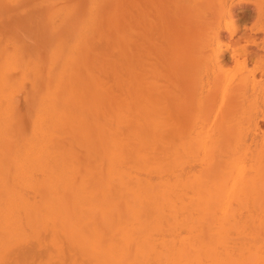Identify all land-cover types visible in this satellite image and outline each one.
Returning <instances> with one entry per match:
<instances>
[{"label":"rangeland","instance_id":"374dc122","mask_svg":"<svg viewBox=\"0 0 264 264\" xmlns=\"http://www.w3.org/2000/svg\"><path fill=\"white\" fill-rule=\"evenodd\" d=\"M229 21L237 28L233 36L225 28ZM254 26L264 28V4L260 0H0V73L4 75L0 74V104L3 108L14 104L12 109L8 106L13 113L4 111L8 114L10 130L6 125L7 135L0 136V264H134L131 247L115 258L119 246H107L110 233L117 224L131 217L132 210L139 214L142 211V217L137 219L145 222V231L153 235L149 237L150 248L160 255L163 205L170 199L164 195L161 183L167 162L171 165L170 173L190 167L196 181L199 177L206 184H223L217 191L223 188L222 192L229 193L201 206L204 216L194 215L188 206L183 220L176 206L170 204L168 224L196 229L199 237L195 246H241L230 264H244L249 256H255L257 261L263 259L264 199L259 200L258 206L252 196L239 200L232 197L245 182L257 185L264 182V119H257L254 130L261 91L248 90L235 104L229 97L242 81L264 83V70H261L264 31L251 32ZM217 37L220 45H234L236 54L246 46L254 58L245 66L232 59L216 65L213 58ZM248 39L258 45L248 44ZM228 57L230 50L224 51L222 58ZM180 65L184 74L178 70ZM180 79L186 80L185 83ZM9 85L15 88L12 89L15 94L11 92L12 101L7 97L12 88ZM47 85H51V92L54 90L61 121L53 128L49 125L51 130L46 127L50 135L47 142L52 144L47 145L43 160V154L38 157L26 153L22 143L24 135L29 137L40 131L31 128V122L39 111ZM181 89L184 94L192 91L194 95H204V103L210 101L212 94L220 115L215 109L204 118L199 112L200 101L190 97L195 111L182 123L184 120L179 115L184 106L181 107L182 99H177ZM137 97L144 98L141 100L145 106L144 122L132 115ZM8 100L11 102L7 104ZM139 102L140 108L143 105ZM231 107L235 108L234 112L224 116ZM178 124L184 126L182 134H178ZM192 126L200 128L201 133L191 140L188 131ZM167 128L169 134L177 129L178 135H169ZM172 149L183 152L180 159L164 156L165 151ZM188 150L194 154L189 155ZM18 154L23 162L26 159L25 163L18 159ZM48 156L54 164L46 160ZM17 161L22 163L19 165ZM38 161L40 166L36 165ZM46 161L54 166L50 168L47 164V167ZM57 165L61 168H56ZM24 166L27 171L22 169ZM115 172L123 176L130 191L138 188L137 197L128 198L126 193L117 200L111 196L119 186ZM25 174L28 178L22 179ZM8 198L12 215L6 213ZM127 201L134 204L133 209L126 207ZM139 204L146 208H139ZM37 206H41L43 213ZM134 222H131L133 230H137ZM185 244L194 245L192 241L180 240V245ZM227 261L225 255L210 257V264H227ZM144 262L149 264L146 258Z\"/></svg>","mask_w":264,"mask_h":264},{"label":"bare ground","instance_id":"6f19581e","mask_svg":"<svg viewBox=\"0 0 264 264\" xmlns=\"http://www.w3.org/2000/svg\"><path fill=\"white\" fill-rule=\"evenodd\" d=\"M29 1V0H28ZM157 1V0H156ZM164 3V2H163ZM163 3H159V5H161V4H163ZM156 4H157V2H156ZM135 6V5H134ZM132 8V7H131ZM138 8H140V7H138ZM135 9V8H134ZM228 9V11H230V8H227ZM226 9V10H227ZM136 10V9H135ZM140 10V9H139ZM136 12L137 11H135L134 13L136 14ZM139 13H141V12H138V14ZM228 14V13H227ZM137 16V15H136ZM230 16H231V14H230ZM233 23V22H232ZM232 23H230V21H229V23L226 25V30L229 32V34H230V36H233V35H235V32H236V27L234 26V24H232ZM250 31L251 32H260V31H264V28H262L261 26H254V27H251L250 28ZM217 32V31H216ZM133 34V33H132ZM220 34V33H219ZM217 36H218V34H217ZM220 38L219 37H217V50H216V52L214 53L215 55H214V57L215 58H213L214 60H215V63H216V65H217V63L219 64V62H221V61H225L226 63H228V62H230L231 61V59H232V61H235V63H241L242 65H246V63L249 61V60H251V59H253L254 58V54L253 53H250V52H248L247 51V49H246V46H242V48L240 49V51L242 50V52L240 53V51L238 52L239 54H236V52H235V47H234V45H231V44H229V43H227V44H222V45H220V41H218ZM133 40V39H132ZM247 42H249L248 44H254V45H258L257 44V42H255V40H246ZM215 44V45H216ZM131 46H133V45H131ZM224 46V47H223ZM201 47H203V46H201ZM216 47V46H215ZM263 48V47H262ZM238 49V48H237ZM227 50H230V57H228V59H225V58H222L223 57V53H224V51H227ZM136 51V50H135ZM237 51V50H236ZM239 57H242V61L241 62H239L238 61V59H239ZM204 58V57H203ZM202 58V59H203ZM208 58V57H207ZM260 57H258V59H259ZM210 59V58H209ZM261 59V58H260ZM208 60V59H207ZM212 60V59H211ZM262 60V64H264V58H262L261 59ZM209 61V60H208ZM213 61V60H212ZM211 61V62H212ZM191 62V61H190ZM192 62H194V61H192ZM214 62V61H213ZM259 62H260V60H259ZM210 63V62H209ZM214 63V64H215ZM137 63H135V65H136ZM184 64H186V62H184ZM193 64V63H192ZM240 64V65H241ZM138 65V64H137ZM210 65V64H209ZM221 66V65H220ZM219 66V67H220ZM262 66H264V65H262ZM175 67V66H174ZM182 67V65H180L179 66V69L178 70H180V68ZM184 67H185V69L186 70H189V68L187 69V67H186V65H184ZM213 67H215V66H213ZM183 68V67H182ZM221 68V67H220ZM258 68V67H257ZM261 68V67H260ZM177 69H175V71L177 70ZM191 69V68H190ZM261 70H264V67H262L261 68ZM144 71V70H143ZM181 71V70H180ZM214 71V70H213ZM178 72V71H177ZM176 72V73H177ZM182 72V71H181ZM184 72L185 71H183L182 73L184 74ZM193 72V71H192ZM2 73H4V72H2ZM181 73V74H182ZM187 73V72H186ZM185 73V74H186ZM1 74V73H0ZM180 74V75H181ZM190 74V71H189V73H187V75H189ZM214 74V73H213ZM2 75V74H1ZM178 75H179V73H178ZM179 75V76H180ZM190 75H192V74H190ZM190 75H189V78H190ZM172 76V75H171ZM171 76H169L170 78H171ZM2 77H4V75H2ZM135 77H136V74H135ZM135 77L133 76V78L135 79ZM145 77V76H144ZM173 77L174 76H172V78L171 79H173ZM139 78V77H138ZM142 78V77H141ZM181 78H185L183 75L181 76ZM188 78V77H187ZM188 78V79H189ZM253 78V77H252ZM144 79V78H143ZM186 79V78H185ZM254 79V78H253ZM141 80V79H140ZM175 80H176V77H175ZM181 80V79H180ZM263 80H264V78H263ZM184 81H186V80H184ZM183 81V79L181 80V82H184ZM261 81V80H260ZM258 82V81H254V80H251V81H242L241 83H239L234 89H232L231 90V92H230V100H232V104H235L237 101H239V99H241L242 98V96H244L245 95V93H247V91L248 90H254V89H256V88H259V90L261 91V94H262V98H261V102H260V106H259V112H258V114H256V116H255V118H254V130H255V128L257 127V124H258V122H257V119L258 118H261V119H264V83H262L261 84V82ZM0 82H1V80H0ZM144 82V81H143ZM142 82V83H143ZM177 82H179V79H177ZM185 83V82H184ZM144 84H146L145 82H144ZM179 84V83H178ZM58 84H56V86H57ZM134 85V84H133ZM132 85V86H133ZM2 86H4V85H2ZM10 86V85H9ZM51 85H47L46 87H45V91H44V95H45V97L44 98H42L41 99V105L39 106V111L37 112V109L35 110V112H37L36 113V115H34L35 117V119L33 118L32 120H34V121H32L31 122V124H32V127L31 128H33V127H37L38 129V131H39V133H37V134H33V135H31L30 136V134L28 135L29 137H27V135H24V136H26V138L24 137V141L23 140H21V141H23V145L24 146H22L23 148H24V150L25 151H27L26 153H29L30 155L31 154H33V153H35V154H38L39 156L38 157H42V155L41 154H43L44 156H43V160H45L44 159V157L46 156L45 155V153L46 152H48V146L47 145H51L52 143H51V141H49V142H47V139H49V137H48V135H49V133H46L47 132V128L46 127H48L49 128V125L53 128V127H55L56 125L58 126L59 124H60V121H61V119L59 118V115L61 114V113H59L58 115H57V110H58V108H57V102H56V96H54V94H53V91L51 92V87H50ZM135 86V85H134ZM133 86V87H134ZM8 87V86H7ZM10 87H12V86H10ZM139 87H141V86H139ZM3 88V87H2ZM5 88V87H4ZM57 88H58V86H57ZM143 88V87H142ZM179 88V87H178ZM11 89V90H10ZM9 90H8V96L7 97H9L10 96V99H11V97H12V95H11V92H12V94H15V92L13 93V91H12V89L14 90L15 88H10ZM1 90V89H0ZM133 90V89H132ZM142 91H143V93H145V91H144V89H141ZM177 90H179V89H176V91ZM185 90V89H184ZM188 90V89H187ZM6 91V90H5ZM9 91H10V94H9ZM139 91V90H138ZM137 91V92H138ZM181 91H182V89H181ZM179 91V94L177 93V99L179 98V99H182V105H181V107H183L184 106V108H183V111H181L180 109V111L182 112H180L181 114L179 115L180 117H181V119L182 120H184L182 123H186L187 121H188V119H189V117H190V115H192L193 113H194V109H193V105L192 104H190L191 102H189V100H188V98L190 99V97H195V100L197 101V100H199L200 101V105H199V112H201L202 114H203V116H204V118L205 117H208L211 113H213V112H215V102H213V97H212V94H210L209 95V97H210V101L208 102V103H204V100H205V96L204 95H199V94H196V95H194L193 93H192V91H190L189 93H185L184 94V91ZM136 92V93H137ZM140 92V91H139ZM178 92V91H177ZM4 93V92H3ZM7 92H5V94H6ZM142 93V94H143ZM132 94H134L133 92H132ZM139 94V93H138ZM140 94H141V92H140ZM141 94V96H143ZM146 94V93H145ZM1 95V94H0ZM3 95V94H2ZM4 96H6V95H4ZM135 96H137V95H135ZM6 97V99H9V98H7ZM132 97H133V95H132ZM144 97V96H143ZM141 98V99H139L138 97H137V99L135 98V101H134V103H133V105H134V110H133V113H132V115H133V117L134 118H136V117H138V119H139V117L142 119L144 116H145V106H144V104H142V102H141V100L143 101V99L144 98ZM1 98V97H0ZM5 98V97H4ZM170 99V98H169ZM171 99H172V97H171ZM174 100H175V98H173ZM173 99H172V101H173ZM176 99V100H177ZM193 99V98H192ZM222 99V98H221ZM138 100H140V102L139 103H141L143 106H141L140 108H139V105H138ZM0 101H1V99H0ZM10 100H8V102L7 101H5L7 104L8 103H10L11 101H12V99H11V101L9 102ZM2 102V101H1ZM4 102V101H3ZM180 102V101H179ZM64 103V102H63ZM66 103V102H65ZM33 104V103H32ZM1 105V104H0ZM14 104H12V105H10L9 106V104L6 106V107H4L3 108V106L1 107L0 106V125L2 126H0V136L2 135V134H4V135H7L6 133L8 132L7 130L8 129H6V127L8 126L7 125V123L9 122V121H7V115L8 114H6L4 111H12V110H8V106H9V108L11 107V106H13ZM60 105H62V104H60ZM132 105V104H131ZM63 106V105H62ZM179 106V105H178ZM219 106V105H218ZM262 106V107H261ZM58 107H60L59 105H58ZM261 107V108H260ZM13 108V107H12ZM12 108H10V109H12ZM61 109L63 110L64 108L63 107H61ZM60 109V110H61ZM133 109V108H132ZM182 109V108H181ZM234 109L235 108H233V107H231V108H229L228 110H226L225 112H224V116H226V115H228V116H230L233 112H234ZM216 111H217V109H216ZM14 112V110L12 111V113ZM58 112H59V110H58ZM61 112V111H60ZM67 112V111H66ZM256 112V111H255ZM69 113H70V111H69ZM220 113V109H218V111H217V113L216 114H218V115H220L219 114ZM11 114V113H10ZM9 114V115H10ZM170 114V113H169ZM177 114H179V113H177ZM31 115V114H30ZM58 116V117H57ZM62 116V115H61ZM223 116V115H222ZM29 117H31L32 118V115L31 116H29ZM65 117V116H64ZM168 117V116H167ZM171 117V116H170ZM14 118V117H13ZM30 118V119H31ZM67 118V117H66ZM172 118V117H171ZM175 119L174 120H177L176 119V117H174ZM140 119V120H141ZM256 119V120H255ZM10 120V119H9ZM14 120V119H13ZM72 120V119H71ZM149 120V119H148ZM168 121H170V118L169 119H167ZM31 121V120H30ZM29 121V122H30ZM132 121V120H131ZM154 121V120H153ZM204 121V120H203ZM142 122H144V119H142ZM151 122V121H150ZM178 122H180L179 120H178ZM197 122V121H196ZM10 123H12V121H10ZM9 124V123H8ZM30 124V123H29ZM30 124V125H31ZM132 124H134V123H132ZM136 124V123H135ZM143 125H144V123H142ZM170 124V123H169ZM180 124V123H179ZM178 124V125H179ZM7 125V126H6ZM70 125V124H69ZM143 125H141L142 127H143ZM163 125V124H162ZM177 125V124H176ZM176 125H174V127H176ZM185 125V124H184ZM132 126H135V125H132ZM145 126H146V124H145ZM166 125L164 124V127H165ZM180 126V125H179ZM178 126V134L179 133H183V131L185 130L184 129V126L182 127V126H180L179 127ZM10 126H8L7 128H9ZM16 127V126H15ZM136 127V126H135ZM138 127V126H137ZM136 127V128H137ZM52 128H49L50 130L52 129ZM61 128V127H60ZM147 128V127H146ZM179 128H180V130H181V132H179ZM11 129H12V127H11ZM19 129V128H18ZM140 129H144V128H140ZM149 129V128H148ZM169 128H167L166 129V131L168 130ZM9 130H10V128H9ZM13 130V129H12ZM44 130H46V131H44ZM55 130H56V128H55ZM54 129H53V131H55ZM133 130H135V129H133ZM150 130H151V128H150ZM7 131V132H6ZM18 131H20V129L18 130ZM31 131V130H30ZM141 131V130H140ZM143 131V130H142ZM141 131V132H142ZM148 131V130H147ZM147 131H144V132H142V133H148ZM165 131V130H164ZM165 131V132H166ZM171 131V130H170ZM26 132V131H25ZM49 132V131H48ZM52 132V131H51ZM56 132V131H55ZM141 132H139V133H141ZM150 132V131H149ZM189 132V137H190V139L192 140L194 137H197L198 135H199V133H201V129L200 128H198V127H194V126H192L191 127V129L188 131ZM228 132V131H227ZM58 132H56V134H57ZM138 133V132H137ZM167 133L169 134L170 132H169V130L167 131ZM176 133H177V129H176ZM176 133H172L171 132V134H169V135H172V134H175L174 136H176V135H178V134H176ZM53 134H54V132H53ZM136 134V133H135ZM167 134V135H168ZM55 135V134H54ZM164 135V134H163ZM166 135V136H167ZM168 135V136H169ZM3 136V135H2ZM50 136V135H49ZM51 136H53L52 135V133H51ZM165 137V136H164ZM170 138H171V136H169ZM5 138V137H4ZM166 138V137H165ZM170 138L168 139V140H170ZM20 139V138H19ZM18 139V140H19ZM51 139V138H50ZM167 139V138H166ZM172 139H174V137L172 138ZM20 141V140H19ZM19 143V142H18ZM166 143V142H165ZM173 143V142H172ZM189 143V142H188ZM17 144V143H16ZM191 144V143H190ZM180 147H181V145H179ZM193 146L195 147L196 145H194L193 144ZM187 147H189V144H188V146ZM193 147V148H194ZM13 148H15V147H13ZM21 147H19L18 146V149H20ZM175 148V147H174ZM18 149H16V150H18ZM180 149V148H179ZM21 150V149H20ZM22 151V150H21ZM185 151V150H184ZM199 151V150H198ZM16 153L15 154H17V152L18 151H15ZM186 152V151H185ZM188 152V154L189 155H193L194 154V152L193 151H190V150H188L187 151ZM22 153H23V151H22ZM22 153H20V155L22 154ZM182 151L181 150H179L178 151V149L176 150V149H172V150H167V151H165L163 154H164V156L166 157V158H168V159H170V160H178V159H180L181 157L180 156H182ZM13 154V153H12ZM15 154H13V155H15ZM50 154V153H49ZM185 154V153H184ZM184 154H183V156H184ZM19 155V154H18ZM20 155L19 156H17V157H19L18 159L19 160H21L20 159ZM138 155V154H137ZM186 155V154H185ZM22 156V155H21ZM23 156H25V152H24V155ZM32 156V155H31ZM35 157V156H34ZM16 158V157H15ZM52 158V157H51ZM50 158V159H51ZM178 158V159H177ZM191 158V157H190ZM28 159V158H27ZM41 159V158H40ZM40 159H38V160H40ZM49 159V156H48V158L46 159V160H49V161H52V159L50 160ZM183 159V158H182ZM16 160V159H15ZM25 160L26 159H24V162H23V160H21L23 163H25ZM37 160V159H36ZM145 160V159H144ZM21 161H17V163L20 165V163H22ZM29 161V160H28ZM40 161H42V159L40 160ZM40 161H38V164H36V165H39L40 163ZM49 161H46L45 162V164L47 165H51L52 167L54 166V165H52V163L50 164V163H47V162H49ZM54 161V160H53ZM52 161V162H53ZM37 162V161H36ZM43 162V161H42ZM55 162V161H54ZM54 162H53V164H54ZM31 163V162H30ZM17 164V165H18ZM35 164V163H34ZM33 164V165H34ZM17 165H16V167H17ZM23 164H21V166H22ZM41 165H42V163H41ZM48 165H47V167H48ZM56 165V164H55ZM59 165V164H58ZM56 166V168H58V167H60L61 168V166ZM115 165V164H114ZM26 166L28 167V163H26ZM40 166V165H39ZM51 166H50V168H51ZM20 167V166H19ZM34 167V166H33ZM112 167V166H111ZM116 167H118V165L116 166ZM120 167V166H119ZM122 167V166H121ZM30 168V167H29ZM55 168V169H56ZM16 169H18V168H16ZM22 169H24L25 170V166H24V168H22ZM33 169V168H32ZM35 169V168H34ZM38 169V168H37ZM49 169V168H48ZM111 169H113V167L111 168ZM186 168L185 167H183V168H181V169H178V170H174V172L173 173H170V170H171V165H170V162H167L165 165H164V167H163V173L161 174V183H162V187H163V191H164V195H166V196H168V197H170V199H168L166 202H165V204L163 205V211L165 212V214H164V216H163V223L164 224H162V225H164L163 227V232H160V234L162 233L163 235L161 236L162 238H161V241H162V247H161V250H162V252H161V254L159 255V253H158V255L156 254V253H154L153 252V249H151L150 248V246H152V242H151V240H150V232H146L145 231V229H146V227H145V222H143L142 220L141 221H139L137 218H140V217H142L141 216V210H140V214H139V212L137 211V210H135V211H133L132 210V213H131V217L130 218H128V219H126L125 221H122L121 222V224H117L116 225V228H114V226H112L115 230H114V232H111L110 233V235H109V242H108V245L107 246H119V248H117L118 249V251H117V255L115 256V258L118 256V257H120L123 253H124V250L126 249V247L127 248H132L133 250H134V252H133V256H132V260H133V262L132 263H134V264H142V262H144V260H145V258L147 259V260H149V264H210V257L213 255V254H216V256L218 257V254L219 255H225V261H226V259L228 260L227 261V264H230L229 262L233 259L232 257L236 254V252L240 249V247L241 246H205L204 244H202V242L200 241V244H202L203 246H195L196 244V239H197V236L198 235H196V233H195V231H196V229H195V231L193 230V228H174L173 226H170L169 224H168V219H167V217H166V215L169 213V212H171V206H170V204H172V205H175L176 206V208H177V214H178V216L180 217V219H184L185 218V214H186V212H187V210H188V206H190V208L192 209V211H193V214L194 215H197V216H204V214H203V210L201 209V206H205L207 203L206 202H208V201H210V199H215V198H219V197H227V194H229V193H227L226 191L225 192H222V190H223V188H220V190H218L217 191V189H218V187H221L222 185H220V183H216V182H213V183H210V184H206V182L205 181H203V180H200L199 179V177H198V180L196 181L195 180V178H194V176H193V174L191 173V169H190V167H189V170H185ZM20 170H21V168H20ZM39 170H41V167H40V169H38V171ZM129 170V169H128ZM19 171V170H18ZM25 171H27V170H25ZM24 171V173H26ZM34 171V170H33ZM37 171V170H36ZM130 171V170H129ZM133 171V170H132ZM135 171V170H134ZM212 172H214L215 171V169H212L211 170ZM47 172H49V171H47ZM52 172V171H51ZM50 172V173H51ZM121 172V171H120ZM17 173V172H16ZM23 173V174H24ZM54 173V172H53ZM26 174H28V172L26 173ZM26 174H25V176H26ZM117 177H118V180H119V186H117V187H115L116 185L114 184V187H115V189H114V193H112L111 194V196H114V199H116L117 198V200H118V198H120V197H124L123 195L124 194H128V198H130V197H137L138 195H137V192H138V188H136V189H133L134 191H130L131 189H129V186L126 184V182L121 178V177H123V176H121L120 174H117L116 172L114 173ZM32 175V174H31ZM15 176H16V174H15ZM14 176V177H15ZM43 176V175H42ZM22 177V176H21ZM20 177V178H21ZM31 177V176H30ZM19 178V179H20ZM27 179L28 178V176H26V177H24V178H22V179ZM60 177H58V179H59ZM111 178V177H110ZM41 179H43L44 180V178H41ZM53 180V179H52ZM55 181H58V180H56V179H54ZM30 182V181H29ZM110 182V181H109ZM115 183H116V181H114ZM24 183H26V182H24ZM38 183H40V181L38 182ZM110 183H112V182H110ZM216 183V184H215ZM106 184V183H105ZM109 184V183H108ZM118 184V183H117ZM43 185V184H42ZM67 185V184H66ZM110 185V184H109ZM112 185H113V183H112ZM38 186V185H37ZM36 186V187H37ZM52 186H54V185H52ZM111 186V185H110ZM39 187H41L40 186V184H39ZM38 187V188H39ZM67 187V186H66ZM69 187V186H68ZM33 188V187H32ZM110 188V187H109ZM195 188H197L196 190H195ZM6 189V188H5ZM51 189H53V188H51ZM55 189V188H54ZM70 189V188H69ZM75 189H77V188H75ZM106 189V188H105ZM50 190V189H49ZM111 190V189H110ZM56 191V190H55ZM52 192V191H51ZM50 192V193H51ZM54 192V191H53ZM52 192V193H53ZM68 192H70L69 190H68ZM84 192V191H83ZM49 193V194H50ZM51 193V194H52ZM76 193H78L77 191H76ZM103 193V192H102ZM53 194H55V193H53ZM82 195V194H81ZM89 195H91L90 193H89ZM232 195H234V196H232L235 200H239V199H241L242 197H247V196H252L255 200H256V202L258 203L257 205L258 206H260V202H259V200L260 199H264V182L263 183H261V184H259V185H257V184H254V182H251V183H249V182H245V183H243V185H242V187H240V188H238L237 190H235L234 191V193H232ZM49 196V195H48ZM52 196V195H51ZM130 196V197H129ZM36 197V196H35ZM53 197H54V195H53ZM89 197H91V196H88V198ZM125 197H127V196H125ZM104 198V197H103ZM32 199V198H31ZM53 200H54V198H52ZM73 199V198H72ZM75 199V198H74ZM79 199H81V198H79ZM101 199V198H100ZM29 200H30V198H29ZM38 200V199H37ZM85 201H87L86 200V198L84 199ZM112 200H113V198H112ZM112 200H110V202L112 201ZM117 200H115L116 202H117ZM131 200V199H130ZM10 200H9V198L7 199V202H9ZM26 201H28V200H26ZM36 201V200H35ZM76 201V199L74 200V202ZM82 201V200H81ZM80 201V202H81ZM125 201V200H124ZM123 201V202H124ZM143 201V200H142ZM54 202H55V200H54ZM105 202V201H104ZM103 202V203H104ZM115 202V203H116ZM33 203H34V205H35V203L36 202H34L33 201ZM38 203V202H37ZM49 203V202H48ZM82 203V202H81ZM84 203V202H83ZM88 203V202H87ZM87 203H85V204H87ZM99 203H102V202H99ZM118 203V202H117ZM139 203V202H138ZM142 203V202H141ZM190 203H193V204H191V205H188V204H190ZM16 204H18V203H16ZM39 204V203H38ZM46 204V203H45ZM50 204H52V203H50ZM89 205H90V203H88ZM105 204V203H104ZM103 204V205H104ZM113 204V203H112ZM144 204H146V203H144ZM9 205V209H8V206ZM8 205L6 206V208L8 209V211L6 210V213H7V215H12V213L10 214V206H11V202H9L8 203ZM28 205V204H27ZM26 205V206H27ZM33 205V204H32ZM34 205H33V207H34ZM75 205V204H74ZM83 205V204H82ZM92 205V204H91ZM126 207H128V209H133V207H134V204L131 202V201H127L126 202ZM136 205V204H135ZM140 205V204H139ZM17 206V205H16ZM29 206V205H28ZM27 206V207H28ZM80 206H81V204H80ZM87 206V205H86ZM98 206V205H97ZM108 206V205H107ZM141 206H143V205H140V207L139 208H141ZM170 206V207H169ZM13 207L14 208H16L17 209V207H15L14 205H13ZM20 207V206H19ZM38 207V206H37ZM55 207V206H54ZM92 208H93V206H91ZM91 207H89V208H91ZM101 207H102V204H101ZM144 208H146V206L144 205L143 206ZM142 207V208H143ZM5 208V209H6ZM23 208H25L24 207V205H23ZM32 208V207H31ZM39 208V210H40V208H41V206L40 207H38ZM48 208V207H47ZM53 208V207H52ZM52 208H50V210H52ZM74 208H76V207H74ZM82 208V207H81ZM88 208V207H87ZM96 208V207H95ZM100 208V207H99ZM105 208V207H104ZM116 208V207H115ZM118 208V207H117ZM116 208V209H117ZM143 208V209H144ZM49 209V208H48ZM48 209L46 210V211H48ZM79 209V208H78ZM114 209V208H113ZM115 209V210H116ZM157 209H158V207H157ZM13 210V209H12ZM12 210H11V212H12ZM34 210V209H33ZM36 210V209H35ZM34 210V211H35ZM41 210H42V208H41ZM101 210V209H100ZM99 210V211H100ZM108 210H109V208H108ZM107 210V211H108ZM145 210H147V209H145ZM17 211V210H16ZM19 211V210H18ZM21 211H22V209H21ZM21 211H20V213H21ZM75 211V210H74ZM82 211V210H81ZM87 211V210H86ZM104 211V210H103ZM27 212V211H26ZM52 212V211H51ZM57 212V211H56ZM61 212H62V210H61ZM60 212V214L62 215V213ZM78 212V211H77ZM82 212H84V211H82ZM94 212V211H93ZM97 212V211H96ZM105 212V211H104ZM19 213V214H20ZM28 213V212H27ZM26 213V214H27ZM32 214L33 212H29V214ZM42 213H43V210H42ZM47 213H49V212H47ZM120 213H121V211H120ZM128 213V212H127ZM130 213V212H129ZM57 214V213H56ZM75 214V213H74ZM73 214V215H74ZM107 214V213H106ZM109 214V213H108ZM25 215V214H24ZM45 215V214H44ZM81 215V214H80ZM99 215V214H98ZM110 215V214H109ZM125 215H127V214H125ZM130 215V214H129ZM46 216V215H45ZM44 216V217H45ZM60 216V215H59ZM83 216V215H82ZM100 216V215H99ZM102 216V215H101ZM100 216V217H101ZM121 216V215H120ZM8 217H10V216H8ZM47 217V219H49L48 218V216H46ZM84 217V216H83ZM122 217V216H121ZM126 217V216H125ZM61 218V217H60ZM60 218H58V219H60ZM73 218V217H72ZM25 219V218H24ZM79 219V218H78ZM82 219V218H81ZM85 219V218H84ZM122 219V218H121ZM156 219V218H155ZM26 220V219H25ZM45 220V219H44ZM52 220V219H51ZM73 220V219H72ZM133 220H135V222H134V225L136 224L137 226H138V229L137 230H133ZM157 220V219H156ZM81 221V220H80ZM118 221V220H117ZM121 221V220H120ZM82 222V221H81ZM96 222H100V221H96ZM116 222V221H115ZM132 222V223H131ZM151 223L153 224V221H151ZM157 223H159V222H157ZM54 224H55V222H54ZM93 224V223H92ZM99 224L97 223V226H98ZM54 226V225H53ZM52 225H51V227H53ZM99 227V226H98ZM152 227H153V225H152ZM51 229H53V228H51ZM82 229V228H81ZM96 229V228H95ZM148 229H150V231L152 232V230H151V227L150 228H148ZM157 230V229H156ZM110 231V230H109ZM96 232V231H95ZM107 232V231H106ZM55 233V232H54ZM157 233V232H156ZM109 234V233H108ZM158 234V233H157ZM198 234V233H197ZM152 235V234H151ZM7 236V235H6ZM153 236V235H152ZM205 236V235H204ZM5 237V236H4ZM199 237V236H198ZM93 238H94V236H93ZM195 238V239H194ZM204 238H206V237H204ZM6 239V238H5ZM152 239V238H151ZM159 238H157L156 240H158ZM180 240H183L184 242H189V241H192L193 243H194V245L192 246V245H189V244H185V245H180ZM206 241V240H205ZM6 242V241H5ZM98 242V241H97ZM0 243H1V241H0ZM9 242H7V244H8ZM10 244V243H9ZM96 244V243H95ZM154 244H155V242H154ZM105 245V246H106ZM160 245V244H159ZM9 246V245H8ZM149 246V247H148ZM157 246V245H156ZM1 247V246H0ZM5 248V247H4ZM155 248V247H154ZM1 249V248H0ZM3 249V248H2ZM107 249H108V247H107ZM109 250V249H108ZM116 250V249H115ZM154 250H158V248L156 249H154ZM2 251V250H1ZM103 251V250H102ZM104 252V251H103ZM132 252V251H131ZM113 253V252H112ZM115 253V252H114ZM112 255V254H111ZM114 255V254H113ZM124 255V254H123ZM254 255H256V254H254ZM160 256H161V260H160ZM129 259V258H128ZM117 260V259H116ZM115 260V261H116ZM214 260H216L215 259V257H214ZM246 260V262H244V264H264V258L263 259H259V261H257L258 259L257 258H255V256L254 257H252V256H249V258H246L245 259ZM126 263H128V262H126ZM146 262H144V264H145ZM148 263V262H147ZM215 263V262H214ZM129 264V263H128ZM213 264V263H212ZM231 264H234V263H231Z\"/></svg>","mask_w":264,"mask_h":264},{"label":"clouds","instance_id":"9594fccd","mask_svg":"<svg viewBox=\"0 0 264 264\" xmlns=\"http://www.w3.org/2000/svg\"><path fill=\"white\" fill-rule=\"evenodd\" d=\"M260 2H261L262 4H264V0H260Z\"/></svg>","mask_w":264,"mask_h":264}]
</instances>
